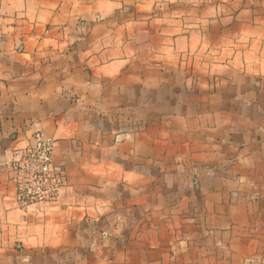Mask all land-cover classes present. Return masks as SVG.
Returning <instances> with one entry per match:
<instances>
[{
	"label": "crops",
	"instance_id": "1",
	"mask_svg": "<svg viewBox=\"0 0 264 264\" xmlns=\"http://www.w3.org/2000/svg\"><path fill=\"white\" fill-rule=\"evenodd\" d=\"M66 176L21 209L34 132ZM264 264V0H0V264Z\"/></svg>",
	"mask_w": 264,
	"mask_h": 264
},
{
	"label": "built area",
	"instance_id": "2",
	"mask_svg": "<svg viewBox=\"0 0 264 264\" xmlns=\"http://www.w3.org/2000/svg\"><path fill=\"white\" fill-rule=\"evenodd\" d=\"M55 141L36 131L24 145L11 150L7 164L10 181L16 188L21 209L36 204H54L66 185L65 172L54 165ZM21 264H31L24 261Z\"/></svg>",
	"mask_w": 264,
	"mask_h": 264
}]
</instances>
